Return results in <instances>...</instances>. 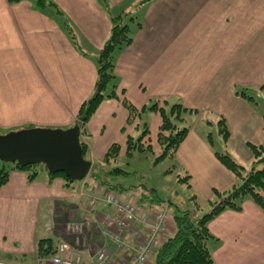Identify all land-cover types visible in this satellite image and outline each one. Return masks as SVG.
<instances>
[{"label": "crops", "instance_id": "obj_1", "mask_svg": "<svg viewBox=\"0 0 264 264\" xmlns=\"http://www.w3.org/2000/svg\"><path fill=\"white\" fill-rule=\"evenodd\" d=\"M144 1L0 0V131L76 125L96 91L97 60L113 19L130 13L133 42L115 54L118 98L104 101L87 124L88 134L81 135L92 169L104 165L114 144L125 154L128 138L145 128L144 141L159 154L163 119L150 108L175 104L196 111L197 124L204 119L209 129L224 118L230 137L225 144L219 135L220 149L252 168L251 145L264 148V0ZM243 90L253 101L236 94ZM124 101L139 113L131 124ZM210 135L191 130L175 155L188 183L208 198L238 183L216 157ZM38 173L30 180L27 172L11 170L0 189V264H40L38 245L52 233L77 246L91 264L100 235L90 225L71 236L60 216L70 209L69 224L84 222L82 182L76 191L46 168ZM208 229L215 264H264V208L252 199L241 210L220 213ZM51 257H43V264H51Z\"/></svg>", "mask_w": 264, "mask_h": 264}, {"label": "trees", "instance_id": "obj_2", "mask_svg": "<svg viewBox=\"0 0 264 264\" xmlns=\"http://www.w3.org/2000/svg\"><path fill=\"white\" fill-rule=\"evenodd\" d=\"M8 1L13 3L18 0ZM149 1L151 0H145L143 4ZM41 4L43 2L39 1L38 5L40 6ZM134 20L135 18L130 13L113 19L111 36L101 50L97 60L98 81L96 91L93 97L82 105L77 115L76 124L81 126L82 135L88 134L87 124L100 105L107 99L118 98L115 54L117 51H121L132 44L133 33L130 28V22ZM236 94L249 101H253L254 99L252 96L247 95L245 90L238 91ZM124 105L130 113L129 122L131 124L136 120L139 113L130 102L124 101ZM150 110L159 111L163 119L158 138L162 152L157 158V162H161L166 158L176 155L178 148L191 131V128L178 126L177 123H184L189 115H195L197 112L182 104L172 105L169 111L164 108H158L157 105L152 106ZM148 133L149 130L145 128L143 135L137 139V142H134L135 139L133 137H129L127 140L126 154L132 155L137 149L134 143H137V145L140 144L141 140ZM218 134L223 138L224 143L227 144L230 133L224 118L218 122ZM81 142L84 157L87 158L86 156L89 150L88 144L83 139H81ZM251 149L255 161L249 172H246L245 167L239 164L229 153L216 151L215 154L220 163L234 174L239 182L228 191L219 192L215 190L214 194L218 200L211 203L212 209L210 212L204 214L200 219L194 218V214L190 211H179L175 213L172 220L173 232H171L157 253L152 256L150 264H215L207 245L208 240L212 238L208 229L209 222L225 210H241L244 201L247 199H252L256 204L264 208V148L251 145ZM120 150L121 147L118 144H114L106 154L104 163L108 164L111 161H116L119 158ZM40 167L44 166L29 165L21 167L16 163H3V166L0 168V189L9 182L11 170L27 172L29 179L34 180L39 174L37 168ZM103 171L101 168H98L91 173L90 177L99 183L100 188H107L113 192L121 191L122 189L117 185H111L107 182V178H113L109 174H112L114 171L106 172L105 174H103ZM49 175L52 179L57 177L63 178L67 185L74 183L63 173H49ZM189 178L187 176L186 180ZM152 202V206H146L144 204L142 207L146 210L148 208L149 212L164 208L162 204ZM57 246L58 244L56 245L54 243L53 238L40 241L38 245V259L55 255L57 253Z\"/></svg>", "mask_w": 264, "mask_h": 264}, {"label": "rangeland", "instance_id": "obj_3", "mask_svg": "<svg viewBox=\"0 0 264 264\" xmlns=\"http://www.w3.org/2000/svg\"><path fill=\"white\" fill-rule=\"evenodd\" d=\"M170 108L171 107H169L167 110L169 111ZM206 116L207 115H204V117ZM198 119L199 117L197 116V114L189 115L184 123L177 124L178 126L189 127L191 128V130H197V134L202 137L207 138L210 134H212V142L214 144V147L217 151L222 152V149H220L217 126L216 128L213 127V129H209L207 124L205 123L207 122L206 120L203 119V121L201 119L198 122L199 124H197ZM0 132L2 134H7L5 133V131ZM142 134V130L140 134H136V139L134 140V142H137V139H139ZM145 141L143 138L140 144L137 145V143H134L137 149L132 153V155H128L126 153L123 155L119 154V158H117L116 161H111V163L108 164L103 162L104 165H101L99 167L104 170L103 174H105L106 172L109 173L114 171L112 172V174H109L113 178H107V182L111 185H117L122 189L121 191L113 192L108 190L107 188H100L99 183L90 177L91 173L98 169L97 166L95 167V170L92 169L90 175L85 181H83L82 183L74 182L72 185L77 191L79 184H83V186L80 188L81 193L85 191L87 194L89 193L90 195L96 193L99 196H102L106 192H113L119 197H121L123 201H130L137 204V206H139L143 213H145V216L149 215V210L148 208L146 210L142 206L144 204L146 206H152V201L156 202L155 204H162L164 206L163 209L165 210L170 209L172 215L178 213L179 211H190L194 214V218L200 219L204 216V214L210 212V210L212 209L211 203L218 200L215 194L212 197L208 198L203 191L193 186L192 183H188V179L186 180L188 173H185L182 167V163L178 160L176 156L166 158L161 162H157V158L162 151L159 154H156L153 151L152 147L148 145V142ZM87 153L89 154L90 152L88 151ZM2 166L3 163L0 161V168ZM41 169H44V167L37 168V171L39 172ZM245 169L246 172L251 171V167L249 166H247ZM89 182L90 184H88ZM86 184H88L89 186ZM90 199L91 198L89 197L86 199L79 197V201L80 204L83 206V209L86 205H91ZM99 207H101L102 209V214L100 216L96 218V216L93 217L92 215H90V213H94V211L96 209H99ZM104 209H106V207L97 203L94 207H90L87 212L83 211L82 213H80V211V216L84 217V222L82 224L79 223L78 219H76V221L70 222L69 224V209L68 211H66V213L60 215L63 216L61 218V222L63 224L68 223V225H65L64 231H66V233L70 234L71 236H75L83 233L84 229L91 225L95 228L97 234L101 237L99 226L102 225L104 216L107 213L104 212ZM160 210L156 209V211ZM80 216L77 215V218H79ZM172 225L173 224H171L170 232H173ZM50 237L53 238L54 243L56 245L58 243L65 242L70 247H73L74 249L77 248V246H74L73 244L67 242L64 239L60 240V237H57L54 233L50 234ZM96 252L90 255L89 257L92 259V257L95 256Z\"/></svg>", "mask_w": 264, "mask_h": 264}, {"label": "built area", "instance_id": "obj_4", "mask_svg": "<svg viewBox=\"0 0 264 264\" xmlns=\"http://www.w3.org/2000/svg\"><path fill=\"white\" fill-rule=\"evenodd\" d=\"M81 198H91V205L97 203L108 209L104 216L101 232L102 245L90 259L91 264H150L152 256L162 247L170 235L173 215L169 209L149 212L148 216L130 201H123L113 192L102 196L90 195L85 191ZM51 264H85L83 255L67 243L58 244ZM44 258H39L43 264ZM89 261V260H87Z\"/></svg>", "mask_w": 264, "mask_h": 264}, {"label": "water", "instance_id": "obj_5", "mask_svg": "<svg viewBox=\"0 0 264 264\" xmlns=\"http://www.w3.org/2000/svg\"><path fill=\"white\" fill-rule=\"evenodd\" d=\"M79 124L68 129L30 128L0 132V161L18 166L43 165L72 182L87 179L92 162L84 157Z\"/></svg>", "mask_w": 264, "mask_h": 264}]
</instances>
